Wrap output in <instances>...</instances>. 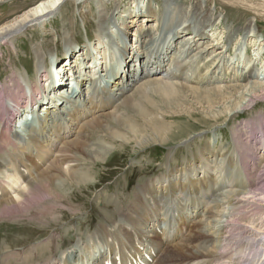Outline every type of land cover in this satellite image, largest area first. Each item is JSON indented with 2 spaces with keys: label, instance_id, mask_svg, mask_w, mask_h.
Returning a JSON list of instances; mask_svg holds the SVG:
<instances>
[{
  "label": "bare ground",
  "instance_id": "6f19581e",
  "mask_svg": "<svg viewBox=\"0 0 264 264\" xmlns=\"http://www.w3.org/2000/svg\"><path fill=\"white\" fill-rule=\"evenodd\" d=\"M112 1L41 0L0 25V48L14 49L13 44L26 37L27 30H46L47 22L55 19L67 2L80 6L88 3L97 21L94 40L87 38L83 45L77 42L75 46L72 39L66 41V54H55L47 64L42 49H36L35 78L32 80L25 68L18 80L28 84L25 95L18 81L8 85V91L4 86L0 89L1 95L6 91L0 98V110L10 117L8 122L5 116L0 117V216L28 214L46 198L62 205L65 197L61 194H68V188L92 191L98 184L94 166L105 164L115 152L126 148L123 146L133 144V154H137L150 146H187L195 136L206 137L207 146L225 138L218 132L206 135L207 130L182 137L170 135L165 121L172 112L166 102L155 103L153 94L182 107L187 104L188 111L201 109L205 125L217 123L211 125L212 130L245 114L254 98L264 97V42L256 40L253 21L227 35L220 29L226 16L212 7L215 0L188 4L160 0L157 6L135 0L128 10L119 7L120 12L108 16L102 12L106 10L103 5L108 7ZM262 1L246 0L252 2L249 12L260 15L264 11ZM254 46L256 53L247 62L249 53L244 50ZM256 63L262 72L256 70ZM210 75L216 79L208 80ZM45 77L47 85L40 88L38 83ZM45 90L53 94V100L45 97ZM34 93L42 95L45 103L40 104ZM23 96L28 102L23 103ZM82 101L86 103L79 105ZM22 104L27 107L17 128L27 130L24 136L12 127ZM31 115L39 116V120ZM138 118L141 124L133 120ZM263 119L264 115L254 121L255 130L242 148H237L238 139L233 138L217 152L200 153L195 164L165 169V174L143 186L149 213L156 216L165 210L172 215H167L163 233L151 225L145 229L151 231L147 236L155 248L148 255L134 248L140 236L130 225L135 221L133 215L141 213L136 199L126 212L129 224L120 216L110 221L111 210L105 207L100 220L108 224L87 240H78L57 254L54 252L60 246L50 244L54 247L51 250L44 248L45 244L41 248L47 257L40 259L41 248L33 253L26 246L14 249L7 244L0 247V264H264V187L255 183L251 168L259 164L258 152L264 153ZM98 133L104 140L92 141L91 136ZM254 146L257 150L252 160H247L245 151ZM171 151L169 155L176 152ZM88 163L90 169H83ZM261 178L263 183L264 173ZM167 232L170 234L165 235Z\"/></svg>",
  "mask_w": 264,
  "mask_h": 264
},
{
  "label": "rangeland",
  "instance_id": "374dc122",
  "mask_svg": "<svg viewBox=\"0 0 264 264\" xmlns=\"http://www.w3.org/2000/svg\"><path fill=\"white\" fill-rule=\"evenodd\" d=\"M40 1L41 0H0V25L13 19L17 15L23 13L25 10ZM134 1L135 0H114L108 7L107 3H105L103 5V8H105L106 10H103L102 12H104V14L108 16H115L118 11L120 12V8H123L124 11L128 10V7H130L129 4H132ZM144 1H150L151 3H154L155 6H157L160 0ZM161 1L163 2V0ZM179 1L182 4L193 2V0H186L187 3L185 2V0ZM212 1L214 2V0ZM250 3L252 2H246V0H215L214 4H216V6L214 4L212 5L211 1L209 2V4L212 5L214 9H217L220 14H224L223 17L226 16L221 23V27H223L220 29L226 32L227 35L236 33L237 29L239 30L240 27L246 26L250 21H253V26H255L256 28L254 29L256 31V33H254L256 35V40L260 39L261 42H264V11L260 12V15L259 13L258 15H253L251 12H249ZM256 3L258 4V2ZM262 3L264 6V0L261 2V4ZM65 5H63V9L60 11L58 16L56 15L55 19L47 22L48 28L46 30H27L28 34L26 32V37H19L18 40H16L15 44H13L14 49L10 48V50L0 48V89H2V87L4 86L6 91H8L9 86L11 87L18 80H21L19 78L20 75L24 74L25 68L28 69L31 79L33 80L35 78L34 67L37 63L35 57L37 48H41L44 52V55H46L45 62L47 64L49 63L51 58H55V54H58L60 57L66 54L67 50L65 52L66 46L64 44L66 41L72 39L73 42H75L73 43V45L75 46L77 42L83 45L87 38L90 40H94L96 38L95 33L93 32L94 28L97 26V21L95 20L96 13H94L95 10L92 12V10H90L91 6L88 3L84 6H80L75 5L73 2H67ZM145 5L146 4H144V6ZM146 8H148V6H146ZM142 9L146 10L144 7H142ZM130 10L132 11L131 8ZM111 13L114 14L111 15ZM131 32L134 33L133 30ZM184 32L189 34L192 32V30H185ZM241 32L242 31H240L239 33ZM221 33H218V38H221ZM145 34L146 33H144V35ZM242 36L243 35H241L240 37ZM132 47L135 49L134 46ZM255 49L256 47L254 46L253 49L247 47L244 50L245 52L249 53L247 54L246 59H250L247 62H249L253 58V52L256 53V51H254ZM69 51H71V49ZM229 55L233 56V53H229ZM74 64L76 65V63ZM105 66H107V64H105ZM256 66H259V64L256 63ZM260 67L261 66L256 68L258 72H262ZM99 71H103V69H100ZM54 72L57 73L56 71ZM178 74L180 73H177V75ZM224 74L226 76L229 75L228 73ZM206 78H208V80L216 79L215 75H210ZM41 79L42 80L38 83V85L40 88H43V86L45 87V85H47V77ZM194 82H198V79L194 80ZM204 82L205 78L201 82H199V84L203 85ZM227 83L230 84L233 82L228 81ZM22 87V92L24 91V93L26 89L29 88L28 84L25 83L22 84ZM14 89L17 92L18 88ZM6 91H3L4 94ZM4 94L1 95L0 93V98H3ZM49 96L52 97L53 100V94L45 90V97ZM34 97L40 101V104L45 103L42 100V95L40 96L39 94L34 93ZM153 97L155 103L163 104L164 102H166L167 106H169V110L172 112V115L167 113V119L165 121L166 125L170 127V135L182 137L191 133L207 130L209 131V133H206L204 131L206 135L211 136V133L218 132L219 135L220 133H222L225 138L212 141L211 144L207 146V142L209 140H207L206 137H203V140L202 136H195L194 139L190 140V142L187 144V146L190 144L188 147L182 144H180L179 146L169 145L166 147L150 146L149 148L145 149V153H142V150L137 154H133L135 152L132 150V146H134L133 144L123 146L126 148L115 152V155L109 158L107 162H105V164H98L97 166H94L95 172L98 175V184L96 187L92 188V191L89 192L83 189H79L78 191L76 189L74 190L68 188V194H61V196L65 197L64 203H62V205H59L62 208L54 204L55 200L46 198L43 200L44 204L38 207H34L28 214L10 216L1 215L0 247L2 248L3 246H7V244H11L14 249L23 248L26 246L30 251L34 253L37 252L35 248H41L45 244L46 246L44 248L50 247L51 250H53L54 247H52L50 244L53 245V243H55L60 246L59 248H56L58 250H55L54 252V254H57L61 250L70 248L78 240H87V236L97 232L101 227H103V225L106 226L108 224V221L102 222L100 220L104 217L103 214L105 207L108 210H111V212H109L110 217L108 216L110 218V221L115 219L118 220V217L120 216L121 218L126 217L127 223L129 224L126 212L133 208V202L138 199V205L141 206V209L138 210H140L141 213L138 212V215H133L135 217V221L133 225H130L133 227L132 230L135 233L137 232L140 236L134 248L136 251L140 250L145 254L147 252H151L152 250H155L153 244L151 243L154 241L147 236V233H151V231H147L145 229H147L151 225L150 227L156 228V232H162V230L165 229V223L168 222L166 220L167 215H172L170 212L165 210H159L160 212L156 216L150 214L147 209V206L149 204L145 200L146 196L144 197L145 194L142 192L143 190L141 191L143 186L150 183L151 181H155L162 174H165L168 169H174L175 167H178L177 170H179L182 167L183 163L195 164L196 160L194 161V159L197 157L199 158L200 153L217 152V149L220 150L222 144L233 141V138L238 139V142H236L237 148H242V146H244L243 142L248 141L251 138L252 129L255 130L254 124L256 122L254 121L264 115V97L254 98L249 104L250 106L247 107L248 111L245 112V114L240 113L238 117H233V119L229 123L223 124L224 127L223 125L221 127L217 126L216 129L212 130L211 125H215L217 123L209 122V125H205V120L201 117V109L188 111L189 105L187 104H185L187 107H182L178 104L176 105V102L171 100L166 101L165 98L160 94H153ZM85 103L86 102L82 101L78 104L81 105ZM166 104L164 105L165 107ZM26 107L27 105L22 104L20 114L16 116V126L20 125L22 114L26 110ZM48 107L52 108L51 104H49ZM48 107H45V109H47ZM121 110L123 111L124 109ZM133 120L137 121L139 124L142 123L141 119L139 118ZM207 128H210V130H208ZM142 131L146 133L151 132V130ZM237 131L238 133L236 135L235 133ZM98 134H95V137L94 135L91 136L92 141L95 142L104 140L103 134ZM110 139L106 138L105 141L112 142V140ZM115 144L118 143L115 142ZM184 148L187 149L185 150ZM172 149H174L176 152H173L174 154L169 155L172 153ZM256 150L257 146H254L253 150H246L245 158L251 161ZM232 152L233 150L230 149V153ZM138 154L139 156H137ZM257 158H259V164L257 166H251L254 173V181L255 183H261L260 185L264 187V182H261V177L264 173V153H262V150L258 152ZM169 163L171 166H168ZM84 165L85 166L82 167L83 169H90V163ZM211 166H215V163L211 164ZM53 193H56V191H53ZM197 198L201 199V194H198ZM98 200L100 201V203ZM199 201L200 200L197 199V203ZM101 204H103L104 206H102ZM53 205H55V207H53ZM47 207H51L50 211L47 210ZM118 211L120 212V214H117ZM77 216L79 217V221H76ZM157 216L160 217V220ZM249 216H252V214H249L248 217ZM263 216L264 215H262V218H264ZM58 217H60V219ZM155 219H157L158 223L155 222ZM83 220H86L85 224H83ZM173 228L174 226L172 227V229ZM261 231L264 233V230ZM167 234H170V232H167L165 235ZM262 237L263 236H259V238ZM162 247L164 248V244L162 245ZM43 249H39V253L41 254L39 256V259L46 256V252Z\"/></svg>",
  "mask_w": 264,
  "mask_h": 264
}]
</instances>
